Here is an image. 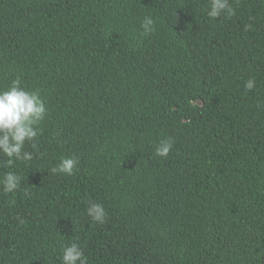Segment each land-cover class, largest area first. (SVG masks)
Here are the masks:
<instances>
[{
    "label": "trees",
    "instance_id": "obj_1",
    "mask_svg": "<svg viewBox=\"0 0 264 264\" xmlns=\"http://www.w3.org/2000/svg\"><path fill=\"white\" fill-rule=\"evenodd\" d=\"M229 2L0 0V90L19 77L48 108L31 162L0 155L24 177L0 186V264L73 242L88 264H264V0Z\"/></svg>",
    "mask_w": 264,
    "mask_h": 264
},
{
    "label": "clouds",
    "instance_id": "obj_2",
    "mask_svg": "<svg viewBox=\"0 0 264 264\" xmlns=\"http://www.w3.org/2000/svg\"><path fill=\"white\" fill-rule=\"evenodd\" d=\"M235 15L229 0H210L207 16L210 19L220 18L222 15ZM151 17H146L142 23L145 33L151 32L153 27ZM246 90L255 88V80L250 78L245 82ZM48 115V108L39 92H30L22 87L19 77L12 81L9 88L0 90V155L6 157L2 162L4 167L11 168L17 161L31 162L34 159L33 151L26 150V145L37 150V140L42 134L41 124ZM174 147L169 138L162 140L156 147L157 157L167 158ZM80 161L77 157H62L60 162L50 169L52 174L74 175ZM24 177L13 171L0 176V186L4 193L15 194L21 189ZM29 193L24 191V195ZM10 203L14 204L15 199ZM87 215L93 221L103 224L107 212L103 204L91 202L86 208ZM62 264H88L87 257L77 243H70L62 249Z\"/></svg>",
    "mask_w": 264,
    "mask_h": 264
}]
</instances>
